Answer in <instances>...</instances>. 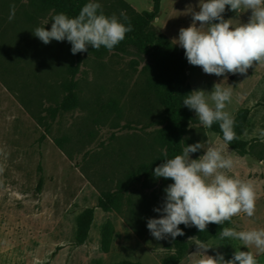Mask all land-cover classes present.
<instances>
[{
    "label": "rangeland",
    "instance_id": "374dc122",
    "mask_svg": "<svg viewBox=\"0 0 264 264\" xmlns=\"http://www.w3.org/2000/svg\"><path fill=\"white\" fill-rule=\"evenodd\" d=\"M94 2L101 4L106 16L115 14L121 22L122 11L128 17L150 12L152 6L151 0ZM200 2L162 0L151 24L153 31L184 51L176 43L179 30L192 24ZM12 5L15 18L10 21ZM222 16L235 27L249 22L251 10L236 13L226 6ZM52 18L53 12L37 0H0V81L11 86L13 99L70 160L67 164L53 147L44 149L46 139L37 145L39 134L26 120L8 122L5 113L11 110L0 94V264H168L176 237L157 240L147 228L148 219L160 218L161 213L153 209L162 206L166 195L158 179L139 181L115 198L119 214L95 208L98 198L116 192L138 167L166 152L158 140L170 124V112L155 97L152 75L147 72L150 56L130 43L114 47L100 59L80 54L77 75L71 79L67 72L75 64V55L70 42L44 44L33 34L36 27L50 30ZM70 80L74 99L59 110L67 98L62 86ZM181 81L190 93H210L217 83L231 87L225 111L233 117L246 112L240 135L246 156L232 152L203 124L187 123L179 145L182 154L185 146L203 144L189 154L190 159H198L210 147L223 146V154L234 162L231 170H224L227 175L254 187L255 215L234 216L218 225L220 232L224 227L264 229V63L254 64L245 74L224 76L206 74L192 65L184 70ZM193 118L199 121L195 110ZM38 164L43 188L35 196ZM89 210L93 214L87 224ZM102 236L108 240L107 254L101 251ZM187 244L179 264H197L206 259L204 255L216 257L218 253L228 260L223 246L232 256L237 250L252 252L264 264V253L238 240H209L203 243L210 247L207 250H201L196 239Z\"/></svg>",
    "mask_w": 264,
    "mask_h": 264
},
{
    "label": "clouds",
    "instance_id": "9594fccd",
    "mask_svg": "<svg viewBox=\"0 0 264 264\" xmlns=\"http://www.w3.org/2000/svg\"><path fill=\"white\" fill-rule=\"evenodd\" d=\"M226 6L236 13L251 10L249 22L234 27L222 16ZM120 16L128 20L123 11ZM14 18L15 6L12 5L9 20ZM192 20L189 27L179 30L176 40L184 49L190 65L201 67L206 74L224 76L226 73L245 74L254 64L264 63V0H203L199 11L193 12ZM52 21L50 30L44 26L36 27L34 36L44 44L52 40H67L73 55L86 52L89 45L96 50L103 46L111 51L133 30L130 22L122 23L115 14L106 16L101 4L94 0L86 3L75 18L59 13ZM196 21L200 22L199 27ZM231 98V87L217 83L210 93L195 90L182 102L195 110L204 127L211 128L214 123H219L224 143L230 144L237 138L234 117L225 111ZM202 148L203 144L199 142L185 146L182 154L165 159L154 169L155 177L173 181L164 189L166 195L162 206L153 209L161 213L160 218L147 221V228L155 239L183 236L181 224L195 226L204 232L210 223L223 225L242 213L248 217L255 215L254 187L249 182L227 175L224 170H231L234 162L223 154V146L210 147L198 159H190V153ZM163 155L167 157L168 154L164 152ZM220 239L238 240L246 248L255 246L264 253V229L236 231L224 227ZM208 248L201 243V250ZM204 256L206 259L199 260L197 264H259L257 257L249 251L237 250L229 260L219 253L216 257Z\"/></svg>",
    "mask_w": 264,
    "mask_h": 264
},
{
    "label": "trees",
    "instance_id": "16d2710c",
    "mask_svg": "<svg viewBox=\"0 0 264 264\" xmlns=\"http://www.w3.org/2000/svg\"><path fill=\"white\" fill-rule=\"evenodd\" d=\"M46 9L53 12V17L59 13H65L70 18H75L82 7L86 4L83 0H37ZM162 0H151V11L141 14L131 13L128 15V20L122 23H131L133 30L126 34L125 39L121 41V44H133L138 47L142 52L147 53L151 59V65L148 68V74L152 75L151 83L155 97L159 104L169 109L170 124L167 127L164 135L159 138V145L167 152V157L160 156L146 166H140L135 171L134 175H130L119 185L118 189L114 193L106 194L103 198H98L96 203V209L103 213H115L119 214L118 206L113 205L115 198L119 197L123 193H126L131 186L139 181H149L151 178H156L160 181L161 186L165 188L173 183L171 179H165L162 177L154 176V169L165 162V159L174 158L175 155L181 154V148L179 145V138L183 134L187 123L197 125L202 124L200 121L193 118L194 110L189 109L183 105V99L190 93L189 87L181 81L184 70L190 65L186 59L185 52L173 48L167 40L157 35L151 24L159 13V4ZM219 21H216L218 23ZM117 45V46H118ZM116 47V46H115ZM110 51L101 46L99 50L88 46L86 52H80L75 54V64L68 69V76L73 79L78 72L79 64L81 63L80 54L84 56L94 57L97 59L105 57ZM73 84L70 83L62 86V90L67 94V98L60 106L59 110H63L74 99ZM11 93V92H10ZM21 107V105L18 103ZM22 108V107H21ZM28 117H30L28 115ZM31 120L40 128L42 136L38 139L37 145H40L44 139L48 136L46 130H42L38 125L36 119L30 117ZM234 131L236 133V139L230 144H225L223 141V134L219 128V123H214L211 128H208L209 132L216 135L222 142L238 156H246L245 145L240 140V135L244 132L246 112H240L235 117ZM54 147L65 155L60 145L52 141ZM65 157V156H64ZM68 162L70 160L65 157ZM37 184L34 189V195L39 196L43 188V175L40 164L36 168ZM93 210L87 211V224L91 221ZM124 221H126L124 219ZM184 232L183 236H177L174 243V256L170 258L168 264H179L183 258V254L186 252L188 244L187 241L196 239L198 243H205L209 240H221L220 239V227L218 224L210 223L207 225L206 231L200 232L195 226L185 227L183 224L179 225ZM130 228V227H129ZM106 229H111L107 227ZM131 229V228H130ZM131 231L137 235L134 229ZM139 238V237H138ZM221 245V243H220ZM225 253L228 255V260L232 259V255L228 252L227 248L223 246ZM101 251L103 254L108 253V240L105 236L101 237ZM133 264V263H124Z\"/></svg>",
    "mask_w": 264,
    "mask_h": 264
},
{
    "label": "crops",
    "instance_id": "0c3cea01",
    "mask_svg": "<svg viewBox=\"0 0 264 264\" xmlns=\"http://www.w3.org/2000/svg\"><path fill=\"white\" fill-rule=\"evenodd\" d=\"M13 93V90L11 89L10 85L5 84L3 81H0V94L5 97V100L8 102V106L9 109L11 110V112L14 110L13 113H5L6 117H7V121L8 122H12L15 123V121L13 120L14 118H18V120H26L29 124H31L34 129L36 130V133L39 134V138L42 136V131L40 130V128L34 123L33 120L30 119V117H28V115L22 110V108L18 105V103L13 99L11 93ZM2 105L0 103V109L2 108ZM41 135V136H40ZM37 138V137H36ZM46 142H45V147H48L49 149H51V147L55 148L52 141L46 137ZM56 149V148H55ZM57 150V149H56ZM59 152V151H58ZM60 153V152H59ZM62 156H61V155ZM57 154L56 155H60L61 157H63L65 159V161L67 162V164H69V162L67 161V159L63 156L62 153ZM63 161V160H62Z\"/></svg>",
    "mask_w": 264,
    "mask_h": 264
}]
</instances>
